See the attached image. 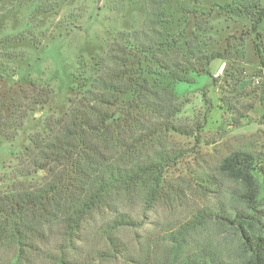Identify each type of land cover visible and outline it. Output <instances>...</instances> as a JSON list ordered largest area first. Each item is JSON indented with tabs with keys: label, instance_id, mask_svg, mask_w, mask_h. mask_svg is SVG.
Masks as SVG:
<instances>
[{
	"label": "rangeland",
	"instance_id": "rangeland-1",
	"mask_svg": "<svg viewBox=\"0 0 264 264\" xmlns=\"http://www.w3.org/2000/svg\"><path fill=\"white\" fill-rule=\"evenodd\" d=\"M230 1L0 0V105H9L15 92L33 82L53 90L50 102L30 112L14 138L0 137V187H10L4 177L30 136L43 131L49 116L67 111L79 80L94 75L117 32L146 28L157 18L161 30L175 35L173 49L145 60L149 72L158 71L151 78L162 74L156 60L201 68L215 57L206 72L186 74V80L173 86L188 101L177 122L204 123L200 137L160 133L125 159L141 162L164 150L181 156L164 172L161 198L144 203V188L140 194L118 190L107 197L139 220L116 232L125 253L111 257L98 250L109 251L96 229L103 221L98 213L72 264L244 263L239 233L215 213L235 214L244 208L235 193L241 186L219 169L225 156L252 151L264 168V66L257 50L258 43L264 51V21L255 31L250 17L227 12L224 6ZM258 1L264 6V0ZM23 32L36 41H16ZM259 210L264 220V197ZM206 213L212 217L200 216ZM60 242L51 237L44 246L54 249ZM12 254L11 245L0 244V264H11Z\"/></svg>",
	"mask_w": 264,
	"mask_h": 264
},
{
	"label": "trees",
	"instance_id": "trees-1",
	"mask_svg": "<svg viewBox=\"0 0 264 264\" xmlns=\"http://www.w3.org/2000/svg\"><path fill=\"white\" fill-rule=\"evenodd\" d=\"M224 8L250 17L255 31L264 21V6L258 0H231ZM156 19L146 28L116 33L94 75L79 80L67 111L45 120L43 131L30 136L17 164L4 177L11 184L0 187V244L13 247L11 264H72L79 241L98 213L103 221L96 229L109 251L98 250L111 257L125 253L116 232L138 225L139 220L107 197L118 190L140 194L144 188V203H154L161 198L165 170L181 156L164 150L141 162L125 159L160 133L200 137L204 123L177 122L188 101L180 99L173 86L186 80V74L206 72L215 57L201 68L156 60L162 74L151 78L158 71L149 72L145 60L173 49L177 41L174 34L161 30ZM27 39L35 40L30 32L15 36L18 42ZM257 50L264 66L258 43ZM165 91L171 92L169 97L163 95ZM52 93L49 86L37 82L22 86L9 105H0V137L14 138L29 113L47 105ZM258 163L255 152L235 150L219 166L241 186L235 193L244 208L235 214L219 210L215 216L239 233L243 264H264V220L259 210L264 168ZM51 237L61 241L54 249L44 246Z\"/></svg>",
	"mask_w": 264,
	"mask_h": 264
},
{
	"label": "built area",
	"instance_id": "built-area-1",
	"mask_svg": "<svg viewBox=\"0 0 264 264\" xmlns=\"http://www.w3.org/2000/svg\"><path fill=\"white\" fill-rule=\"evenodd\" d=\"M224 69H225V65H223L222 68L220 69L221 73L224 71ZM219 74H220V72L218 71L217 75H219Z\"/></svg>",
	"mask_w": 264,
	"mask_h": 264
}]
</instances>
